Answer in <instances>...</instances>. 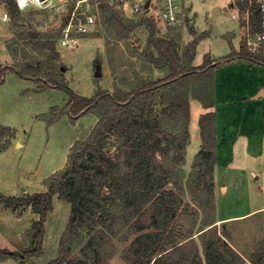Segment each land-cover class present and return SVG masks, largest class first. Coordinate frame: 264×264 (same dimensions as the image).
I'll return each instance as SVG.
<instances>
[{"label": "trees", "instance_id": "trees-1", "mask_svg": "<svg viewBox=\"0 0 264 264\" xmlns=\"http://www.w3.org/2000/svg\"><path fill=\"white\" fill-rule=\"evenodd\" d=\"M0 2L14 21L20 14L16 0ZM123 4L122 0L116 4L96 5V27L99 22L113 40L121 41L129 39L140 25H146L149 36L146 50L141 53L142 66L148 69L146 73L159 71L164 76L154 80L142 69L135 73L136 81L124 79L131 83L127 82L128 89L116 85L114 91L99 88L93 97H82L68 87L59 62L58 46L65 24L55 32L29 33L27 43L44 53V59L26 53L25 59H30L26 63L0 65V84L4 82L5 72L9 71L43 88L66 90L70 94L66 109H54L52 112L59 111L60 115H55L49 123L57 121L64 113L74 119L93 114L98 120L90 135L71 147L66 168L46 180V191L24 193L21 197L0 196V201L14 211L31 207L40 216L34 230L37 246L26 252L29 257L43 254L44 223L53 211V197L58 196L71 205L69 222L60 240L59 257L48 264H88L86 260L71 257L72 245L82 238L85 230L91 234L87 243V248H91L110 240L118 226L128 225L134 236L125 252L130 264H239L243 254L231 245V234L227 230L228 225L239 220L218 224L209 217L196 232L180 231L178 220L185 206L182 197L185 173L181 165L190 138V101L193 98L206 112L199 120L202 144L193 166L197 173L191 175V180L210 177L211 183L203 189L199 209L213 215L216 212L214 173L217 163L215 72L233 63L264 67V49L252 52L245 42L236 50L229 41L231 52L227 56L213 59L206 55L203 64L196 66V48L204 34L181 49L178 37L159 36L156 22L146 14L138 22L127 18ZM237 5L242 19L247 11L251 14L248 22L244 21L250 33H262L264 15L260 6L256 2L250 5L248 0H238ZM112 134L117 136L123 149V162L109 158L107 147ZM14 135L11 128L0 125V141L7 139L0 152ZM172 147L176 154L170 159L166 151ZM110 188L111 192H106ZM196 234L204 242V260L194 240ZM250 262L264 264V242L251 254Z\"/></svg>", "mask_w": 264, "mask_h": 264}, {"label": "rangeland", "instance_id": "rangeland-1", "mask_svg": "<svg viewBox=\"0 0 264 264\" xmlns=\"http://www.w3.org/2000/svg\"><path fill=\"white\" fill-rule=\"evenodd\" d=\"M118 1L122 0H95L96 5L102 2L116 4ZM123 1H129L133 5L137 0ZM237 1L181 0V19L176 26H169L161 19L158 3L154 2L152 10L145 14L156 22L159 36L178 37L181 49L195 40L194 36H191L195 29L200 34L208 33L209 36L200 41L196 50L194 64L200 66L206 54L215 59L227 56L231 52L229 41L232 40L234 48L239 49L247 41L249 31L246 23L243 19H236L241 25L239 28L237 22L231 18L236 11L231 13L228 10L231 9V3L237 4ZM71 4L72 0H53L45 9L31 8L20 11L14 21L3 22V14L9 13V10L0 2V65L26 63L30 61L25 59L26 53L43 60L44 53H39L27 43L28 34L34 31H57L65 23ZM145 14L125 16L138 22ZM232 34L235 35L234 38ZM148 36L147 26L140 25L129 39L115 41L98 22L91 35L81 37L78 48L58 46L61 55L59 62L62 64L68 87L75 94L86 98L93 97L99 88L114 91L115 86L119 85L128 89L129 83L136 81V72L148 70L142 66L144 61H141V53L146 50ZM99 66L101 79L97 80L95 75ZM146 72L145 74H149L154 80L164 76L159 71ZM3 78L4 82L0 84V125L11 128L15 135L10 138V144L0 152V196L21 197L24 193L46 191V180L66 168L71 147L75 142L90 135L98 119L93 114L74 119L70 114L64 113L57 121L49 123L55 115H60L59 111L66 109L70 100V94L66 90L43 88L42 85L24 80L9 71L5 72ZM54 109L59 111L52 112ZM205 112L201 103L191 98L190 138L184 152L185 161L181 165L185 173L182 179L185 206L178 220V226L181 227L179 229L185 234L196 232L209 217L217 221L220 215V197L225 199L222 203L223 212L231 215L244 213L264 203V195H259L253 179L249 187H239L238 192L227 198L225 189L215 182L216 212L209 216V211L206 213L199 209L204 196L203 189L211 183L207 175L201 180H191V175L197 173L193 166L202 143L199 120ZM6 141L7 139L0 141V148L6 146ZM172 148L166 151L170 159L176 154L175 147ZM122 151L117 136L112 134L107 147L109 158L123 162L125 155ZM162 163L165 164L166 161L163 159ZM262 163L264 165V162ZM234 164L254 167L258 162L256 159H243L239 156L234 160ZM216 168L217 163L214 179ZM243 184H246V180ZM106 192L110 193L111 188L106 189ZM70 214L71 205L54 196L53 211L47 215L44 223L43 254L29 257L26 252L37 246L34 230L40 216L35 214L31 207H21L14 211L6 208L0 201V264H48L56 260ZM227 230L231 234V245L243 254V260L239 264H251V254L264 242V212L239 219L235 224L228 225ZM90 236V232L85 230L82 238L72 245L73 259L86 260L88 264H130L125 258V252L134 238L129 225L118 226L110 240L101 246L87 248ZM207 239L209 237L205 238ZM194 240L204 260V242L198 234L194 236Z\"/></svg>", "mask_w": 264, "mask_h": 264}, {"label": "crops", "instance_id": "crops-1", "mask_svg": "<svg viewBox=\"0 0 264 264\" xmlns=\"http://www.w3.org/2000/svg\"><path fill=\"white\" fill-rule=\"evenodd\" d=\"M233 3H231V9H228L231 13L236 11ZM231 18L241 28L239 21L232 16ZM203 34L201 41L209 34L206 32L200 34L195 29L191 36L195 39ZM234 37L235 35L232 34V38ZM225 38L228 39L226 36ZM235 49L240 50L239 47ZM214 111L217 131L215 182L225 189V198L238 192L239 187L242 188L244 185L249 187L252 179L256 183L259 195H264V165L262 163L264 162V67L233 63L217 69ZM239 156L243 159H256L258 165L254 167L235 165L234 160ZM245 180L246 184H243ZM224 200L223 197L219 198L220 215L217 219L219 223L244 219L264 212L263 203L241 214L224 213L222 210Z\"/></svg>", "mask_w": 264, "mask_h": 264}, {"label": "built area", "instance_id": "built-area-1", "mask_svg": "<svg viewBox=\"0 0 264 264\" xmlns=\"http://www.w3.org/2000/svg\"><path fill=\"white\" fill-rule=\"evenodd\" d=\"M250 5L256 2L260 6V10L264 15V0H248ZM53 0H16L18 9L24 12L31 8L45 9L52 4ZM159 4L161 19L169 26H176L181 19V0H137L133 5L126 1L123 4L122 10L128 17L145 14L152 10L153 4ZM149 4L148 8H145ZM233 6L236 12L232 14L235 19H242L240 9L234 2ZM67 18L65 20V27L62 30V37L59 41L61 48H78L81 37L91 35L97 23L95 13V0H72ZM250 12L247 11L243 20L248 22ZM264 17V16H263ZM3 22L10 21V15L5 12L2 17ZM264 27V20H263ZM248 39L246 41L248 47L252 52L258 53L264 49V30L260 34H251L248 28Z\"/></svg>", "mask_w": 264, "mask_h": 264}, {"label": "water", "instance_id": "water-1", "mask_svg": "<svg viewBox=\"0 0 264 264\" xmlns=\"http://www.w3.org/2000/svg\"><path fill=\"white\" fill-rule=\"evenodd\" d=\"M148 6H149V4H146V6H145V8H148ZM96 77H100L101 76V72H100V66L98 67V69H97V72H96V75H95Z\"/></svg>", "mask_w": 264, "mask_h": 264}]
</instances>
